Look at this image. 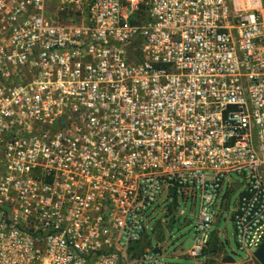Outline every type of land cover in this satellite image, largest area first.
Segmentation results:
<instances>
[{"label": "built area", "instance_id": "2783aa9c", "mask_svg": "<svg viewBox=\"0 0 264 264\" xmlns=\"http://www.w3.org/2000/svg\"><path fill=\"white\" fill-rule=\"evenodd\" d=\"M234 191L260 264L264 0H0V264H172L132 247L197 196L207 264Z\"/></svg>", "mask_w": 264, "mask_h": 264}, {"label": "rangeland", "instance_id": "374dc122", "mask_svg": "<svg viewBox=\"0 0 264 264\" xmlns=\"http://www.w3.org/2000/svg\"><path fill=\"white\" fill-rule=\"evenodd\" d=\"M236 191L229 193L230 207L223 211L220 217V225L214 231L209 249L212 258L207 264H249V254L237 248L233 225L231 222V212L233 202L237 198ZM164 197V195L162 196ZM198 196L194 203L187 201L185 204L180 201L177 213L174 216L166 212V204H162L160 199L154 204V210L150 214L151 221L146 229V236L140 242L138 255L142 254L147 248H159L165 260L174 264H194L192 259L187 258L186 252L191 246L195 217L198 211ZM183 211L182 214L180 212ZM150 245L148 243V240ZM227 258L231 262H225Z\"/></svg>", "mask_w": 264, "mask_h": 264}, {"label": "trees", "instance_id": "16d2710c", "mask_svg": "<svg viewBox=\"0 0 264 264\" xmlns=\"http://www.w3.org/2000/svg\"><path fill=\"white\" fill-rule=\"evenodd\" d=\"M176 208H177V202L174 200L171 205L169 206V210H168V214L169 215H173L174 212L176 211ZM147 237V236H146ZM148 240V239H147ZM211 240H212V237H211ZM149 243V241H148ZM211 243V242H210ZM140 243H137L135 246L132 247V251H131V254L132 256H135L137 255L138 253V250H139V245ZM150 245V244H149ZM210 247V246H209ZM208 251L211 253V250L208 249ZM212 255V254H211ZM225 262H231L230 260H228L227 258L224 259Z\"/></svg>", "mask_w": 264, "mask_h": 264}, {"label": "water", "instance_id": "95a60500", "mask_svg": "<svg viewBox=\"0 0 264 264\" xmlns=\"http://www.w3.org/2000/svg\"><path fill=\"white\" fill-rule=\"evenodd\" d=\"M237 185V184H236ZM219 227V220L216 221L215 228ZM254 257L260 264H264V242L253 252Z\"/></svg>", "mask_w": 264, "mask_h": 264}, {"label": "crops", "instance_id": "0c3cea01", "mask_svg": "<svg viewBox=\"0 0 264 264\" xmlns=\"http://www.w3.org/2000/svg\"><path fill=\"white\" fill-rule=\"evenodd\" d=\"M195 201H196V199H195ZM195 201H194V202H195ZM197 205H198V202H197ZM218 220L220 221V217L218 218ZM213 234H214V232H213ZM213 234H212V235H213ZM148 241H149V240H148ZM149 244H150V242H149ZM172 264H174V263H172Z\"/></svg>", "mask_w": 264, "mask_h": 264}]
</instances>
